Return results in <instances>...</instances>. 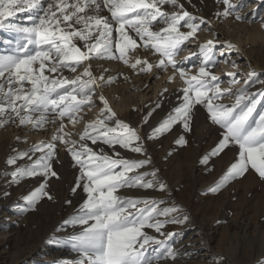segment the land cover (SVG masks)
Wrapping results in <instances>:
<instances>
[{"label":"snow or ice","instance_id":"6c2138e0","mask_svg":"<svg viewBox=\"0 0 264 264\" xmlns=\"http://www.w3.org/2000/svg\"><path fill=\"white\" fill-rule=\"evenodd\" d=\"M215 2L223 5L214 14L218 20L232 17L236 21L255 22L241 15L243 5L232 0ZM104 9L110 16L101 14ZM18 13L25 15L17 17ZM260 23L264 28V18ZM0 31L12 35L10 39H0V44L6 46L0 52V128L15 124L42 130L49 124H58L50 142L34 144L6 161V165L14 166L18 160L25 157L32 160L36 153L41 154L31 165L6 173L11 184H19L25 178H44L39 187L23 197L26 207L18 206V211H35L44 198L54 199L48 188L50 180L61 179L54 168V162L59 161L58 144L64 146L73 166L78 168L72 193L82 190L86 194L83 203L57 229L62 231L66 226L80 229L61 242L62 247L69 246L77 254L70 264L175 261L179 253L167 241L177 234L162 229L170 223L183 225L190 220L187 215H176L182 212L177 206L161 207L163 200L119 195L121 189L133 188L164 192L167 185L159 180L158 170L139 171L151 164L144 137L138 128L118 117L103 94L98 95L102 107L96 118L85 123L78 139H73L75 133L65 130L66 122L75 127L83 120L79 113L97 106L93 97L97 96L96 87L103 86L98 81L111 84L116 79L105 78L103 73L95 75L93 60L121 61L137 74L152 73L153 68L168 71L171 67L169 83L178 74L183 84L177 89L182 93L181 103L152 128L147 139H158L177 124L190 132L196 106L202 105L211 123L223 132L200 163L207 164L230 146L238 148L235 161L210 186L209 192L218 193L250 170L264 180V79L255 70L242 72L240 65L231 59L235 45L221 41L216 32L197 45V52L190 53L201 57L195 74L192 68L183 67L190 57L179 62L175 57L188 44L199 40L198 32L212 31V23L187 11L181 0H0ZM138 48L157 56L156 62L147 57L141 59L138 54L132 62L128 53ZM229 62L234 71L225 74L228 86L222 88L224 81L212 69ZM240 76L245 79L237 88ZM257 84L262 87L252 91ZM167 91L165 88L159 95L162 97ZM229 98L232 103L222 102ZM160 107L156 103L142 124H147ZM89 141L95 149L89 146ZM176 143L183 146L187 141L181 136ZM104 145L112 150L111 155ZM116 146L147 158L126 159L116 151ZM145 229H152L165 239L149 235ZM150 248L155 255L150 254Z\"/></svg>","mask_w":264,"mask_h":264},{"label":"rangeland","instance_id":"374dc122","mask_svg":"<svg viewBox=\"0 0 264 264\" xmlns=\"http://www.w3.org/2000/svg\"><path fill=\"white\" fill-rule=\"evenodd\" d=\"M194 2L196 3L195 7H193ZM232 2L243 5L241 15L254 19L255 22H248V25L244 26L233 21L232 17L218 20L214 14L218 9L222 10L223 5L217 4L215 0H191V4L188 3V0H181L187 11L196 16L201 15L211 21L213 27L216 26L215 28L219 29V32L216 33L219 34L221 41H231L235 45L232 55H236L237 49H240L238 53L243 55L239 61L243 66L242 72L247 73L256 68L255 71L260 74V78L264 79V39L262 34L257 33L264 31L260 25L261 18H264V0H232ZM165 7L167 8V6ZM107 13V9H104L101 14L107 15ZM205 34V31L198 32L199 40L200 38L204 39ZM239 34L241 37H238ZM114 35L116 34L114 33ZM10 38H12L10 33L0 31V39ZM198 42L200 43V41H196L192 44ZM192 44H188L186 49L175 57L178 62L184 61L186 56L190 57L189 54H186L187 51L194 52ZM145 57L153 63L157 60V56L143 51L141 59ZM246 57L249 58L248 61ZM131 61L134 62L135 59ZM194 61L196 62L197 59ZM119 62L120 71H118L117 77L120 79L125 76L129 77L126 81L132 86L124 91L125 93H119L114 97L115 103H120L118 115L130 126L138 128L144 137L147 157L151 158V164L139 171L158 170L159 180L167 185V190L164 192L133 188L121 189L119 195L163 200L165 203L161 207L177 206L182 209V212L176 215L190 217L189 222L183 225L170 223L162 229L166 233L177 234L167 242L179 255L175 261L161 260L159 264H264V180H261L254 171L250 170L244 177L230 182L218 193L209 192L210 186L218 181L230 164L235 161L238 148L230 146L219 156L210 158L207 164L200 163L201 158L210 153L222 138L223 132L217 125L211 123L207 111L202 105L196 106V115L190 132L185 131L182 124H177L171 131L161 135L158 139H147L152 128L181 103L179 97H182V93L177 91L181 87L164 86L168 91L161 97L159 95L161 90L156 91L155 94L153 92L155 81L159 78L166 80L172 73L171 67L168 71H159L153 68L152 73L137 74L128 65ZM191 63L192 58L190 57L182 66H190ZM194 65L196 67L199 63H194ZM219 65L221 63L212 69L215 74V69ZM248 67L255 68L249 69ZM219 69H221L220 66ZM224 72L220 70L221 74ZM121 73L122 75L119 76ZM67 74L70 73L67 72ZM216 75L224 81L221 87H227L228 77L218 73ZM157 77L159 78L157 79ZM138 78L143 83L140 88H136L137 82L134 83L135 80H139ZM239 78L240 84L236 86L237 88L242 86L245 76ZM99 82L100 84H98L103 86H97L96 93L99 88L106 91L110 87L102 81ZM146 84L147 87H145ZM123 85L122 87L125 88ZM260 87L262 86L257 84L251 90L256 91ZM233 91L235 92V89ZM143 93L144 100L140 99ZM97 97L98 95L93 97L95 102ZM158 102L161 107L153 112L147 124H142L143 118ZM222 102L230 104L233 99H225ZM139 106L144 110L141 115L138 112ZM90 112L91 109L85 108L79 113V116H88ZM70 125L72 124L67 125L66 131L70 128L71 131L74 129L73 125L72 127ZM51 126L58 127V125H47L52 128ZM18 128L21 136L16 140L17 142L14 139L9 142L0 138V264H14V260L21 256L20 261L15 264H70L77 259V254L69 246L62 247L61 242L80 229L72 226H66L62 231H57V229L86 198V194L82 190H78L75 194L71 191L76 177L79 175L78 168L73 166L74 162L63 145L58 144L57 147L61 146L62 148L58 149L59 161L54 162V168L60 174L61 179L50 180L48 188L54 199L50 201L44 198L35 211L21 213L18 211V206L26 207L23 197L39 187L44 178L37 176L25 178L19 184L10 183L11 177L6 173H10L16 167L31 165L41 155L36 153L32 160L25 157L23 160H18L17 165H6L9 156L28 151L34 144L42 141L27 143L28 138L26 137L31 136V129L29 127ZM55 130L53 129L54 133ZM76 136L73 135L75 139H78ZM181 136L187 141L186 145L182 146L176 143ZM46 142H50V140ZM88 143L89 146L96 148L95 145H91V141ZM103 147L109 155L112 154V150L108 146L104 145ZM116 151L126 159L147 158L119 146H116ZM4 193H9V195L5 196ZM66 201H71V204ZM145 231L158 239H165L152 229H145ZM33 246L37 248L33 249ZM149 252L152 255L156 254L151 248ZM53 253H60V256L51 258L50 255L52 256Z\"/></svg>","mask_w":264,"mask_h":264},{"label":"bare ground","instance_id":"6f19581e","mask_svg":"<svg viewBox=\"0 0 264 264\" xmlns=\"http://www.w3.org/2000/svg\"><path fill=\"white\" fill-rule=\"evenodd\" d=\"M261 1V0H260ZM186 3V2H185ZM255 3V2H254ZM194 5L196 6V3L194 2ZM250 7V6H249ZM252 7V6H251ZM252 9V8H251ZM24 14H21V13H18L17 14V17H20V16H23ZM106 16H110V13H107V15ZM201 16V15H200ZM234 19V18H233ZM233 21H235L236 23H238V24H242V25H244V26H246V25H248L247 23L248 22H246V21H236L235 19L233 20ZM212 23V22H211ZM258 24H260V23H258ZM261 25V24H260ZM213 27V26H212ZM216 26H214L213 28H212V31H205V36H204V39H201L200 38V40H198V41H200V43H202V42H204V41H206L207 39H210V38H212V33L213 32H219V29H217V28H215ZM218 27V26H217ZM220 28V27H219ZM8 33V32H7ZM258 34H262V38L264 39V31H262V32H257ZM238 37H241V35L239 34L238 35ZM137 40H138V38H137ZM232 40V39H231ZM231 42V41H230ZM140 42H139V40H138V44H139ZM199 43V42H198ZM198 43L197 44H192L191 46L193 47V49H192V51H194V52H197L198 51V48H197V45H198ZM237 45H238V43H237ZM240 45V44H239ZM5 45L4 44H0V52H2V51H4L5 50ZM237 48H239V46H236ZM242 48V47H241ZM242 50V49H241ZM143 49L142 48H138L135 52H129L128 53V55H129V59L130 60H134L135 58H136V56H137V54L139 55V57L140 58H142V56H143ZM240 51V49H237V52H239ZM188 52V51H187ZM186 52V54H189L190 55V53L188 52L187 53ZM236 52V51H235ZM236 52V53H237ZM243 55H242V53H239V55H232L231 54V59L232 60H235L239 65H240V68L241 69H243V66L241 65V63L239 62L240 61V58L242 57ZM187 57V56H186ZM191 58H192V65L190 64V66H188V65H185V66H183V67H185L186 69H188V68H192V72H193V74H195V71H196V69L199 67V65H200V63H201V57L199 56V55H196V56H190ZM195 59H197V61L195 62L194 60ZM223 59V58H222ZM246 59H247V61L249 60V58H247L246 57ZM119 61H117V60H93V61H91V64H92V70H93V72H94V74L95 75H97V76H99L101 73H103L104 74V76H105V78H107L108 76H112V77H117L118 76V71H120L119 70V66H120V62L118 63ZM186 62V61H185ZM184 62V63H185ZM190 62V61H189ZM194 63L195 64H197V63H199V65H196V67H194L193 68V66H195L194 65ZM219 66L221 67V69H219ZM218 67H217V69H215L216 71V74L218 73V74H220V75H225L227 72H230V71H234V69L231 67V63L229 62L228 64H225V63H221V65H219ZM249 69H254V68H252V67H248ZM105 69H107L108 71L107 72H105L104 70ZM256 69V68H255ZM254 69V70H255ZM124 70V69H123ZM122 70V71H123ZM220 70H223V71H225L223 74H221L220 73ZM78 71H82V69H78ZM214 71V70H213ZM120 73V72H119ZM125 73V72H124ZM173 73H171L169 76H171ZM65 75H68L67 74V72H65ZM72 74L70 73L69 74V76H71ZM119 76H121V74L119 75ZM166 76V75H165ZM168 76V77H169ZM168 77L166 78V80H164L163 78H159L158 80H156L155 81V86H154V90H153V92H154V94H155V92L157 91H162L163 90V88H165L164 86H180V87H183V84H182V82L179 80V76H178V74H177V78H176V80L175 81H173V82H171V83H169L168 82ZM124 79V78H123ZM122 78L120 79L119 77H117L116 79H115V81H114V83H111V84H107V85H109L110 87L108 88V90H106V91H104L103 89H101V88H99L97 91V95H99V94H103L105 97H106V99L108 100V102H109V105L113 108V110L117 113V115L119 114V110H120V103L119 104H117V103H115V101H114V97L117 95V94H119V93H125L124 91H126V90H128V89H130L131 87L130 86H132V84H127L128 83V81H126V79L125 80H123ZM139 79V78H138ZM141 79H139V80H135V82L134 83H136L137 85H136V88L138 87V88H140L141 87V85L143 84L142 83V81H140ZM98 83L100 84V82L98 81ZM98 84V85H99ZM122 84H124L123 86H125V88L124 87H122ZM149 84V83H148ZM154 84V83H153ZM145 85V84H144ZM147 85V84H146ZM128 88H127V87ZM100 87V86H99ZM160 91V92H161ZM146 92V91H145ZM156 92V93H157ZM147 93V92H146ZM142 96H140V99H143L144 100V93L143 94H141ZM147 95V94H146ZM147 97V96H146ZM96 107H94V108H91V112H90V114L87 116H82L83 117V120L80 122V123H78V124H76L75 125V127H74V129L71 131L70 129V131L71 132H73V133H75L76 132V135L78 136V134L80 133V132H82L83 131V128H84V125H85V123H87V122H89V121H92V120H94L95 118H96V116H97V113L99 112V109H100V107H102V104H100V102H99V99H98V97H97V101H96ZM138 112H139V114L141 115V113L143 114L144 113V110L142 109V107H138ZM78 116H79V114H78ZM118 117H119V115H118ZM67 123V122H66ZM58 124H56V126H57ZM67 125H69L68 123H67ZM67 125H66V127H67ZM71 127H72V125H70ZM69 126V127H70ZM13 127H17L15 124H8V125H6L5 127H2V128H0V138H3V139H5L4 141H9L10 142V140H12V139H14L15 141L16 140H18L17 138L19 137L20 138V132L18 131V127L17 128H13ZM29 127V129H31V131H32V134H31V136H27L26 138H28V141H27V143H30V142H33V143H36L37 141H39V140H42V141H44V142H46L47 140H50L51 141V137H52V134H54V131H53V129H56V127L54 128V127H52V128H50V127H47L46 126V128L45 129H42V130H34V129H32L30 126H28ZM68 130V131H69ZM56 131V130H55ZM76 135H74V136H76ZM48 136V137H47ZM76 136V137H77ZM48 138V139H47ZM45 139H47V140H45ZM73 139H75V137H73ZM77 139V138H76ZM17 142V141H16ZM144 144H145V142H144ZM64 147V146H63ZM59 148H60V150H61V146H59ZM58 148V149H59ZM36 246V245H35ZM35 246H33L32 248L33 249H35V248H37V247H35ZM48 255V254H47ZM24 256V255H23ZM60 256V253H53L52 254V256L50 255V257L52 258V257H55V258H58ZM22 257V256H21ZM21 257H18V258H16L15 260H14V264L16 263V262H19L20 261V258ZM61 259V258H60Z\"/></svg>","mask_w":264,"mask_h":264}]
</instances>
